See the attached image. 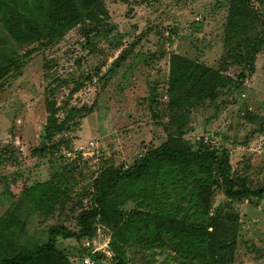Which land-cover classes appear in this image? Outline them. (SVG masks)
Returning <instances> with one entry per match:
<instances>
[{
	"label": "rangeland",
	"instance_id": "rangeland-1",
	"mask_svg": "<svg viewBox=\"0 0 264 264\" xmlns=\"http://www.w3.org/2000/svg\"><path fill=\"white\" fill-rule=\"evenodd\" d=\"M247 1L259 18L232 42L235 50L264 24V0ZM104 5L108 17L29 42L13 40L0 19V216L15 211L23 225L16 236L20 245L44 243L52 225L77 229L76 214L93 205L95 177L106 167H130L169 133L190 145L203 140L227 149L232 176L245 178L251 189L264 187V45L252 71L244 64L224 65L230 0ZM170 53L238 82L215 99L171 110ZM92 104L85 116L76 111ZM51 115L57 122L68 115V124L43 142ZM213 176L195 160H152L139 177L121 180L107 202L124 212L142 209L173 218L181 229L160 240L153 239L152 226L128 223L113 230L96 221L91 237L60 239L58 246L79 260L114 257L117 250L127 264H201L207 240L191 225L218 217L235 236L232 264H264V198L231 199Z\"/></svg>",
	"mask_w": 264,
	"mask_h": 264
},
{
	"label": "trees",
	"instance_id": "trees-1",
	"mask_svg": "<svg viewBox=\"0 0 264 264\" xmlns=\"http://www.w3.org/2000/svg\"><path fill=\"white\" fill-rule=\"evenodd\" d=\"M140 1L147 3L154 0ZM101 15L106 17L109 15L104 0H0L2 24L11 38L19 43L36 40L40 36L51 38L82 21H97ZM258 18L256 10L247 0H230L225 36L227 52L221 57L224 65L227 62L239 63L244 64L246 70H253L255 54L264 45V24L260 33L241 38L236 50L233 49L232 42L240 38ZM243 72V70L240 72L242 78ZM237 82L238 80L233 77L222 74L220 69L208 67L178 53H170L167 108L173 110L206 98L215 99L224 89L227 90ZM152 101L157 102L155 96ZM93 107V104L84 105L76 111L85 116L93 111ZM71 113L72 111L68 115ZM68 115L61 122H57L54 115H51L50 120L42 128L43 142L50 139L53 133L64 130L68 124ZM173 120L177 127L181 126L180 119ZM193 145L169 133L161 144L156 147L150 146L130 167L123 170L106 167L93 180L95 189L93 205L81 208L76 214L78 228L69 229L63 224L52 225L48 230V239L44 243L18 244L16 236L22 231L23 225L15 211L7 209L0 216V264H82L81 260L66 254L58 246V242L60 239L79 240L91 237L96 221L113 230L128 223H134L139 229L152 226L153 239L160 240L163 233L168 234L181 229L178 221L173 218L142 209L124 212L117 204L107 202L109 193L121 180L139 177L152 160H195L205 163L214 172L213 182L223 189L227 197L264 198V187L251 189L245 178L237 179L232 176L227 149L217 150L203 140H197ZM209 190L210 185L207 190L202 189L203 197ZM191 227V230L199 231L207 240L204 253L199 255L201 264H232L236 240L228 224L218 217H213L205 226ZM93 258L96 264H127L128 261L125 254L117 250L114 257L97 254L93 255Z\"/></svg>",
	"mask_w": 264,
	"mask_h": 264
},
{
	"label": "built area",
	"instance_id": "built-area-1",
	"mask_svg": "<svg viewBox=\"0 0 264 264\" xmlns=\"http://www.w3.org/2000/svg\"><path fill=\"white\" fill-rule=\"evenodd\" d=\"M81 262H82V264H96L93 256H91V255H86V256L82 257Z\"/></svg>",
	"mask_w": 264,
	"mask_h": 264
}]
</instances>
